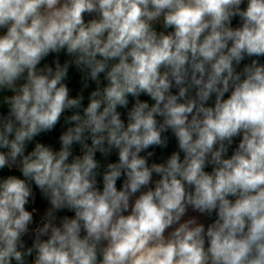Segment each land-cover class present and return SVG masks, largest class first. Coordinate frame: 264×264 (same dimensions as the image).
<instances>
[{"label":"clouds","instance_id":"obj_1","mask_svg":"<svg viewBox=\"0 0 264 264\" xmlns=\"http://www.w3.org/2000/svg\"><path fill=\"white\" fill-rule=\"evenodd\" d=\"M0 264H264V0H0Z\"/></svg>","mask_w":264,"mask_h":264},{"label":"trees","instance_id":"obj_2","mask_svg":"<svg viewBox=\"0 0 264 264\" xmlns=\"http://www.w3.org/2000/svg\"><path fill=\"white\" fill-rule=\"evenodd\" d=\"M173 147H174V144H173ZM169 151H171V149H169Z\"/></svg>","mask_w":264,"mask_h":264}]
</instances>
